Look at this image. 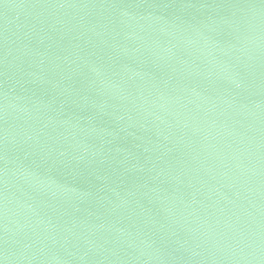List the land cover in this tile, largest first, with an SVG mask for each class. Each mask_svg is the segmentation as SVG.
<instances>
[{"label": "water", "instance_id": "water-1", "mask_svg": "<svg viewBox=\"0 0 264 264\" xmlns=\"http://www.w3.org/2000/svg\"><path fill=\"white\" fill-rule=\"evenodd\" d=\"M0 264H264V0H0Z\"/></svg>", "mask_w": 264, "mask_h": 264}]
</instances>
